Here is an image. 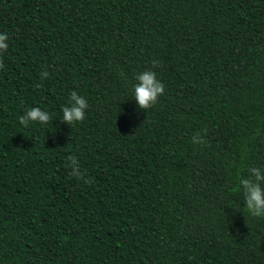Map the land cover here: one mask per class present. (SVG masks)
I'll return each instance as SVG.
<instances>
[{
	"label": "trees",
	"instance_id": "trees-1",
	"mask_svg": "<svg viewBox=\"0 0 264 264\" xmlns=\"http://www.w3.org/2000/svg\"><path fill=\"white\" fill-rule=\"evenodd\" d=\"M0 33V264H264V0H0Z\"/></svg>",
	"mask_w": 264,
	"mask_h": 264
},
{
	"label": "clouds",
	"instance_id": "clouds-1",
	"mask_svg": "<svg viewBox=\"0 0 264 264\" xmlns=\"http://www.w3.org/2000/svg\"><path fill=\"white\" fill-rule=\"evenodd\" d=\"M9 39L5 33H0V50L6 51L8 44L6 41ZM153 68L158 66L157 61L152 62ZM3 65L0 64V67ZM48 73L45 71L41 73V78H46ZM138 83L133 86V96L137 101L139 108L147 110L155 106L158 102L159 96L165 92V85L157 79V74L151 69L139 73L136 77ZM87 100L79 95L76 91H72L69 96V104L62 108L63 123L72 125L77 121L85 119V110L88 108ZM51 116L48 112L39 107H32L26 110L23 115L19 117L22 125L27 126L29 122H39L47 124ZM193 143H204L202 136L196 134L192 137ZM72 168L71 174L79 179H84V175L80 170L76 156L69 155L67 157ZM90 183V180H86ZM240 184L243 188V197L245 201V208L254 217L264 216V170L257 167L249 169V176L241 179Z\"/></svg>",
	"mask_w": 264,
	"mask_h": 264
}]
</instances>
